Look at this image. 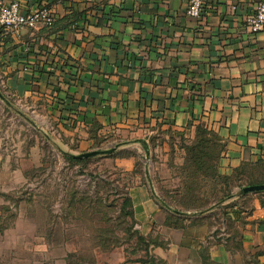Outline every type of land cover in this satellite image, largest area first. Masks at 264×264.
<instances>
[{"label": "crops", "instance_id": "0c3cea01", "mask_svg": "<svg viewBox=\"0 0 264 264\" xmlns=\"http://www.w3.org/2000/svg\"><path fill=\"white\" fill-rule=\"evenodd\" d=\"M6 1L23 14L48 3L54 15L49 27L0 33V90L38 120L41 141L88 145L94 124L132 136L159 124L193 138L203 125L222 145L220 175L264 163V29L245 24L261 0H204L197 20L185 14L188 0ZM9 159L0 146V188H14ZM134 163L117 160L139 228L161 242L154 264H264L263 194L236 189L181 210L156 197ZM5 205L0 198V217ZM15 250L0 264H32Z\"/></svg>", "mask_w": 264, "mask_h": 264}, {"label": "rangeland", "instance_id": "374dc122", "mask_svg": "<svg viewBox=\"0 0 264 264\" xmlns=\"http://www.w3.org/2000/svg\"><path fill=\"white\" fill-rule=\"evenodd\" d=\"M0 101V146L16 169L14 188H0L6 204L0 217V261H8L6 249L15 245L16 260L32 264L153 263L152 246L161 242L139 228L127 202L130 179L117 160L133 157V172L174 207L183 200V183L192 181L184 167L190 166L185 148L194 137L159 124L139 136L112 129L99 133L101 127L94 124L86 133L88 145L59 146L51 136L41 141L38 120L10 106L14 100L2 90ZM220 145L212 141V155ZM206 181L199 178L192 191L198 202L236 191L231 179L229 185ZM40 245L47 247L42 254L36 250Z\"/></svg>", "mask_w": 264, "mask_h": 264}, {"label": "trees", "instance_id": "16d2710c", "mask_svg": "<svg viewBox=\"0 0 264 264\" xmlns=\"http://www.w3.org/2000/svg\"><path fill=\"white\" fill-rule=\"evenodd\" d=\"M212 141H217L220 143L218 137L213 132L207 130L203 125L196 126L194 138L192 142H190V145L185 148L187 153L186 158L190 162V166L184 167V172L189 175V178L192 181L183 183L185 190V192L183 191V200L177 201V204L174 203L175 208L181 210H201L212 205H217L221 201L232 197L234 192L228 194L221 193L218 199L213 198L211 201L206 199L203 202H198L197 198L192 195V191H194V189L196 190L199 184L197 182L199 178H203L205 181L211 179L215 185H217L216 182L224 183L226 181H228L227 184L229 185L231 179L232 183L235 182L234 189H241L247 186L264 185V163H258L256 165L245 164L241 166V168L235 170L230 176L220 175L217 172V161L219 153L223 148L222 145H220L218 152H216L215 155H212L210 150ZM204 160L205 162H203ZM210 160H212V162ZM205 183H207V181ZM238 194H241L240 191ZM258 194L264 195V192ZM130 201L131 200L129 199L127 200L129 206L131 205ZM158 245L161 246V243L155 244L152 246V248ZM151 257L153 259V263L151 264H154L156 259L153 257V255H151Z\"/></svg>", "mask_w": 264, "mask_h": 264}, {"label": "built area", "instance_id": "2783aa9c", "mask_svg": "<svg viewBox=\"0 0 264 264\" xmlns=\"http://www.w3.org/2000/svg\"><path fill=\"white\" fill-rule=\"evenodd\" d=\"M204 0H188L185 14L190 19H199L202 16ZM54 15L48 3L40 5L28 14L21 12L17 2L0 0V33L17 34L21 29H34L38 26H51ZM246 27L257 33L264 29V0L258 2L254 12L245 20Z\"/></svg>", "mask_w": 264, "mask_h": 264}, {"label": "water", "instance_id": "95a60500", "mask_svg": "<svg viewBox=\"0 0 264 264\" xmlns=\"http://www.w3.org/2000/svg\"><path fill=\"white\" fill-rule=\"evenodd\" d=\"M142 143H144V142H142ZM112 151H113L112 149L106 150L103 152L94 151V152L84 153V154H80V155L73 156V157L76 159H85V158H89L92 156H96L98 154H108V153H111ZM260 192H264V185L247 186V187H243L240 189V193L242 195H246V194H250V193H260Z\"/></svg>", "mask_w": 264, "mask_h": 264}]
</instances>
